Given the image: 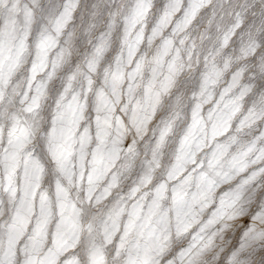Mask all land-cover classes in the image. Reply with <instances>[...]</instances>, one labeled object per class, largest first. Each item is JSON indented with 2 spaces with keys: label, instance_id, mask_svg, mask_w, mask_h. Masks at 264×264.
Returning <instances> with one entry per match:
<instances>
[{
  "label": "snow or ice",
  "instance_id": "snow-or-ice-1",
  "mask_svg": "<svg viewBox=\"0 0 264 264\" xmlns=\"http://www.w3.org/2000/svg\"><path fill=\"white\" fill-rule=\"evenodd\" d=\"M208 261L264 264V0H0V264Z\"/></svg>",
  "mask_w": 264,
  "mask_h": 264
},
{
  "label": "rangeland",
  "instance_id": "rangeland-1",
  "mask_svg": "<svg viewBox=\"0 0 264 264\" xmlns=\"http://www.w3.org/2000/svg\"><path fill=\"white\" fill-rule=\"evenodd\" d=\"M76 16H77V18L74 19V23H76L77 25H79V28L82 31L83 28L85 27V23L82 21V19L78 18V14H76ZM194 191H196V189L194 187H191L190 186L189 192H194ZM253 210H255V209H253ZM199 219H201V220L204 219L203 215H200L199 216ZM250 219H251L250 215H244V214H241L239 216L233 217L232 220H231L232 225H233L232 226V230H235L239 225H245V226H247L249 224V222H250ZM227 235H231L230 231L227 233ZM239 235H240V232L238 231L237 232V240L239 239ZM217 243H221V242L218 241ZM234 243H235V241H234ZM208 264H212V262L211 261H208Z\"/></svg>",
  "mask_w": 264,
  "mask_h": 264
},
{
  "label": "clouds",
  "instance_id": "clouds-1",
  "mask_svg": "<svg viewBox=\"0 0 264 264\" xmlns=\"http://www.w3.org/2000/svg\"><path fill=\"white\" fill-rule=\"evenodd\" d=\"M209 195L212 198V200L214 201L215 200V193L213 192V193H210ZM225 222L228 223V224H230L231 226H233L231 221H225Z\"/></svg>",
  "mask_w": 264,
  "mask_h": 264
}]
</instances>
